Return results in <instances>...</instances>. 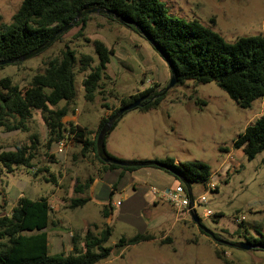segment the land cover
I'll list each match as a JSON object with an SVG mask.
<instances>
[{
  "label": "rangeland",
  "instance_id": "obj_1",
  "mask_svg": "<svg viewBox=\"0 0 264 264\" xmlns=\"http://www.w3.org/2000/svg\"><path fill=\"white\" fill-rule=\"evenodd\" d=\"M22 1L0 0V16L6 23L12 22ZM161 1L172 17L197 21L227 42L243 36L264 37V0ZM95 41L102 42L113 54L101 82L103 95L97 94L94 102H88L83 81L90 72L80 71V60L83 55H89L94 59L92 67L99 65ZM66 47L76 51L77 64L75 100L69 105V115L63 122L66 126L74 123L87 128L93 132L92 139L96 137L101 119L119 109L122 98L153 87H158L157 92L166 90L170 83L171 72L166 60L148 40L100 14L92 15L84 30L73 28L42 54L20 65L0 69V81L10 78L13 84L28 87L35 75L44 72L45 62L57 57ZM164 94L165 99L157 108L146 112L137 108L126 113L107 135L106 151L120 152L123 158L113 157L123 161L173 159L176 165L187 162L207 164L212 173L208 184L212 183L216 190L207 192V185L203 182L191 186L194 201L202 196L206 198L205 205L196 202L195 214L204 228L220 236V242L203 234L190 215L177 216L170 204L159 201L154 210L145 206L136 211V216L133 215L136 220L142 210L140 216L144 223L141 221V226L146 227L154 240L118 247L123 237L131 239L138 232L132 225L114 218L110 222L113 233L107 244L113 249V254L99 264H264V250L244 251L227 245L246 242L247 238H259L261 233L264 234V151L250 160L243 149L235 147L246 128L264 114V97L254 101L250 108L242 109L215 82L195 84L193 81L177 85ZM65 105L61 103L60 107ZM35 134L41 145L34 169L18 167L9 173L0 167V210L4 206L7 213L22 197L31 200L49 198L56 187L76 190L91 178L90 173L87 175L89 178L82 177L86 178L85 165L95 159L94 153L82 155L80 144L67 141L62 155L57 151L58 146L53 145L56 158L51 157L53 154L48 153L44 145L46 128L38 112L30 121L27 133H7L0 128V147L12 150L28 143ZM148 172H153V175ZM52 175L56 176L57 184L51 181ZM105 181L112 182L111 179ZM134 183L147 192L148 187L159 190L171 188L176 180L164 171L142 168L137 171ZM131 192L132 188L128 190ZM64 194V201L59 206L53 203L54 225L49 232L51 254L69 253L71 238L76 234L83 238V228L95 225L92 216L95 210L91 207L82 212L84 207L71 209L72 199L67 191ZM121 196L124 194L118 193L115 199ZM149 198L153 196L149 194ZM207 211L213 215L208 217ZM239 215L245 217L241 225L234 220ZM79 216L87 220L83 222ZM100 217L103 222L96 225L102 227L106 220L102 215ZM54 240H58V249L52 247ZM217 250L221 257L217 256Z\"/></svg>",
  "mask_w": 264,
  "mask_h": 264
},
{
  "label": "trees",
  "instance_id": "obj_2",
  "mask_svg": "<svg viewBox=\"0 0 264 264\" xmlns=\"http://www.w3.org/2000/svg\"><path fill=\"white\" fill-rule=\"evenodd\" d=\"M88 8L111 11L135 24L134 26L117 22L142 37L143 34L147 35L155 43L164 59L173 66L178 80L177 85L187 81H193L195 84L215 82L242 109L250 108L254 101L264 97L263 36H243L234 42H227L219 34L197 21L189 22L172 17L161 0H23L11 23H6L0 16V63L19 59L41 47L61 28L69 25L81 11ZM104 17L116 22L111 16L104 15ZM91 18L92 15H86L78 21L76 27H81V31L84 30ZM62 38L63 36L54 43ZM94 48L99 58L97 67H92L94 63L92 56L83 55L80 60V71L90 72L83 81L85 99L88 102H94L97 94L103 95L101 82L105 78V70L113 54V51L100 41L94 42ZM20 64L22 63L0 65V69ZM76 64V51L66 47L57 57L45 62L44 72L35 75L28 87L21 88L13 84L10 78L2 79L0 128L7 133H27L30 121L38 112L46 128L44 145L48 153L53 154V145L58 146L62 141L80 144L82 155L94 153L95 159L101 164L100 173L103 174L104 179H107L104 173L108 170L135 172L142 169L104 163L97 154V137L102 127L121 108L143 95L156 94L158 87L122 98L121 107L109 117L105 115L101 119L96 137L92 139L93 132L87 128L74 123L66 126L63 122L69 115V105L75 100ZM164 99L165 94L162 93L155 101L142 103L139 109L145 112L155 109ZM61 103L66 105L60 107ZM40 145L41 141L35 134L28 143L16 146L12 150L0 147V167L9 173H13L18 167L34 169L37 166L35 160ZM235 147L243 149L250 160L264 151V114L246 128L244 134L235 143ZM59 154L62 155L64 152ZM51 157L56 158L55 154ZM160 162L168 169L179 173L191 186L197 182L207 185L212 177L211 168L201 162L179 165H176L173 159ZM144 168L164 171L178 184L184 186L169 170L155 166ZM34 175L37 176L36 173ZM51 178L54 180L51 181L57 184L56 176L52 175ZM92 182L93 179L90 178L85 184L77 186L75 192L84 196L73 199L71 209L83 208L90 202L88 190ZM136 191L134 199L146 192L142 188ZM110 194L112 196L113 190ZM145 206L143 204L141 208ZM3 208L5 207L2 206L1 209ZM110 208H113L111 202L102 207L101 215L104 220L110 217ZM140 211L136 220L132 216L125 217L123 214L119 216V221L132 225L138 233L131 239L123 237L118 247L154 240V236L147 233L146 227L141 226L140 222L144 223V221L140 216L142 210ZM52 212L48 198L31 200L22 197L9 216L0 217V264H99L112 256L113 249L107 244L113 228L112 224L106 223L102 227L98 225L89 227L83 238L78 234L74 235L71 238L69 253L51 254L49 230L54 225ZM44 229L47 231L43 232ZM211 237L220 242L219 235L214 234ZM246 242L264 247V234L261 233L259 238H247ZM216 254L221 257L218 250Z\"/></svg>",
  "mask_w": 264,
  "mask_h": 264
},
{
  "label": "crops",
  "instance_id": "obj_3",
  "mask_svg": "<svg viewBox=\"0 0 264 264\" xmlns=\"http://www.w3.org/2000/svg\"><path fill=\"white\" fill-rule=\"evenodd\" d=\"M94 136V135H93ZM112 157H119L123 158V155L118 152V151H113L108 153ZM114 157V158H115ZM86 168V178L82 177L84 179H87L91 177L93 179V182L88 190V196L90 197V202L81 210L86 211L90 207L95 210L94 216V224H100L103 222L101 219L100 215V208L103 207L104 205H108L111 202V205L113 208H110L111 215L110 217L106 220L105 223L110 224V222L116 218L119 220V216L123 214L125 217H130L134 214H136V211L141 208V205L145 204L147 206L146 209L154 210L157 206L159 201H162L160 198L157 196L153 195L150 192V188L148 187V191L145 192L142 196L139 198L134 199L137 189H141V187L137 186L136 183H134V178L136 176L137 171L135 172H128V171H122V170H108L105 175H107V179L102 178L103 174L100 173V170L102 167L95 161L93 158L91 162H88L87 165H85ZM90 173V176L88 177L87 175ZM149 174L153 175V172H148ZM104 175V177H105ZM111 179L112 182L108 181L106 182L105 180ZM178 185V182L176 181V184L172 186L171 188H174L175 186ZM132 188V192L128 193V190ZM156 188V187H154ZM158 189V188H157ZM169 189V188H168ZM113 190V194L111 196L110 192ZM164 190V189H162ZM65 191H67L70 199H76V198H82L84 195L80 194L79 196L74 193L75 188H71L69 190H64L63 188L56 187L55 191L52 193V195L48 198L49 202L52 206L53 209V203H56L59 206V203L64 201L63 198L65 197ZM74 193V194H73ZM124 194V197H120L119 199H115L116 194ZM153 196V198H149V194ZM127 194V195H126ZM82 195V196H81ZM111 196V197H110ZM118 202H122L120 206H117ZM119 209V212L118 210ZM3 212H6L5 210H1ZM7 213V212H6ZM80 213V212H79ZM177 215V214H176ZM179 216V215H177ZM89 218V217H88ZM82 217L79 216V220H81ZM84 220L87 219H82L81 221L85 222ZM52 227V226H51ZM50 227V228H51ZM87 227H84L85 233L87 232L88 229ZM51 229L49 230V232ZM58 240L53 241L52 247L54 249L59 248V243L57 242ZM153 241V240H152ZM151 242V241H148Z\"/></svg>",
  "mask_w": 264,
  "mask_h": 264
},
{
  "label": "water",
  "instance_id": "obj_4",
  "mask_svg": "<svg viewBox=\"0 0 264 264\" xmlns=\"http://www.w3.org/2000/svg\"><path fill=\"white\" fill-rule=\"evenodd\" d=\"M96 14H100V15H108L111 16L116 22H118L119 24H129V25H134L132 22L126 20L125 18L121 17L120 15L114 14L111 11H106L103 9H98V8H88L85 9L83 11H81L78 16L67 26H64L63 28H61L58 32H56L44 45H42L41 47L37 48L36 50L30 52L29 54L13 60V61H8V62H1L0 65H6V64H16V63H23L29 59H32L40 54H42L43 52H45L47 49H49L54 42L64 36L65 34H67L69 31H71L73 28L76 27L78 21L80 19H83L86 15H96ZM143 36L146 38V40H148L150 42V44L160 53L158 47L155 45V43L145 34H143ZM161 54V53H160ZM164 58V57H163ZM166 60V59H165ZM170 72H171V78H170V83L165 91L168 92L169 90H171L172 88H174L175 86H177L178 84V80H177V76L175 73V70L173 69V66L168 63V61H166ZM146 97L143 98H139L138 100L134 101L133 103L129 104L128 106H125L123 108H121L100 130L99 135L97 137V154L98 157L106 164H110V165H115V166H121V167H128V168H144V167H151V166H155V167H159V168H163L166 170H169L172 174H174L175 176H177L180 181L184 184L186 191L189 195V198L192 199L193 198V194H192V189H191V185L188 184L185 179L177 172H175L172 169H168L165 165H163L160 161H123L117 158L112 157L111 155L108 154V152L106 151L105 148V140L107 135L111 132L113 126L115 125V123L126 113L132 110H135L137 108H140L142 106V102L145 100ZM191 219L192 221L197 224L201 230L205 231L207 234L214 236L210 231H208L206 228H204L201 225V221L200 219L197 217V215L192 212L191 213ZM47 230L44 229L43 232H46ZM227 245L240 249V250H244V251H250L252 249L255 248H262L264 249V247L261 246H256L254 244H250L248 242H241V243H236V244H230L227 243Z\"/></svg>",
  "mask_w": 264,
  "mask_h": 264
},
{
  "label": "built area",
  "instance_id": "obj_5",
  "mask_svg": "<svg viewBox=\"0 0 264 264\" xmlns=\"http://www.w3.org/2000/svg\"><path fill=\"white\" fill-rule=\"evenodd\" d=\"M68 145L67 141H62L58 144V153L65 152L66 146ZM207 192H212L216 190V187L213 186L212 183L207 184ZM150 192L160 198L162 201L167 202L170 204L177 212L178 215L186 214L190 215L191 213H195V204L196 202L205 205L206 204V198L205 196H202L198 200L194 201L189 198V195L184 188L183 185L178 184L174 188L159 190L157 188L151 187ZM121 202L117 203V206H120ZM10 213H6L0 210V217L3 216H9ZM206 215L208 217L212 216L213 214L211 211H207ZM236 224H242L245 221V217L243 216H236L234 218Z\"/></svg>",
  "mask_w": 264,
  "mask_h": 264
},
{
  "label": "flooded vegetation",
  "instance_id": "obj_6",
  "mask_svg": "<svg viewBox=\"0 0 264 264\" xmlns=\"http://www.w3.org/2000/svg\"><path fill=\"white\" fill-rule=\"evenodd\" d=\"M165 89L162 90V91H159L157 92L156 94H153V95H143L142 97L140 98H143V97H146L145 100L142 102V103H150V102H153L155 101L162 93L164 94L165 93Z\"/></svg>",
  "mask_w": 264,
  "mask_h": 264
}]
</instances>
